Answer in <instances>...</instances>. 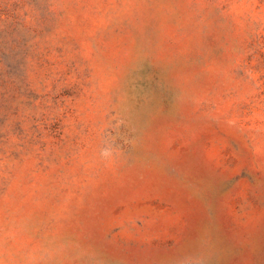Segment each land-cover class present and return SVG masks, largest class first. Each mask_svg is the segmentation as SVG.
<instances>
[{"label": "rangeland", "instance_id": "obj_1", "mask_svg": "<svg viewBox=\"0 0 264 264\" xmlns=\"http://www.w3.org/2000/svg\"><path fill=\"white\" fill-rule=\"evenodd\" d=\"M0 264H264V0H0Z\"/></svg>", "mask_w": 264, "mask_h": 264}]
</instances>
